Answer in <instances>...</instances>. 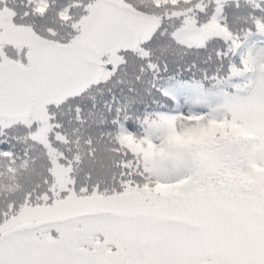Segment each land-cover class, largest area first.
<instances>
[{
  "label": "snow or ice",
  "instance_id": "obj_1",
  "mask_svg": "<svg viewBox=\"0 0 264 264\" xmlns=\"http://www.w3.org/2000/svg\"><path fill=\"white\" fill-rule=\"evenodd\" d=\"M0 264H264V0H0Z\"/></svg>",
  "mask_w": 264,
  "mask_h": 264
}]
</instances>
